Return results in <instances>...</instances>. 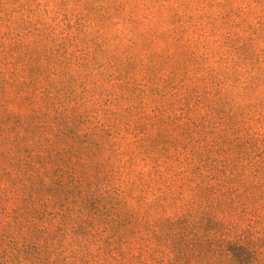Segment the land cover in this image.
<instances>
[{
  "label": "trees",
  "instance_id": "1",
  "mask_svg": "<svg viewBox=\"0 0 264 264\" xmlns=\"http://www.w3.org/2000/svg\"><path fill=\"white\" fill-rule=\"evenodd\" d=\"M37 7L49 13L42 1ZM67 15L66 24L55 15L38 17V165L25 174V185L0 169V233L10 256L4 261L0 253V264H264L263 113L253 116L257 125L241 123L233 106L243 91L200 92L188 83L192 68L171 66L169 59L152 62L148 79L136 81L130 74L135 57L117 54L106 36L89 37L85 21L74 26ZM15 48L8 41L3 58L13 67L3 82L18 89L24 80L17 77ZM242 56L234 64L243 69V85L264 88V50L245 48ZM195 66L202 79L225 81L222 69L199 57ZM108 83L109 93L125 99L131 93L122 89L131 85L140 108L150 90L169 104L183 99L186 106L193 97L206 112L192 120L177 114L163 126L159 106L154 117L127 102L94 119L78 110L82 100L73 89H108ZM10 96L5 90L0 105ZM11 116L4 111L2 117ZM5 129L0 122L2 137ZM3 156L13 162L10 153ZM19 195L37 203L23 208L13 201Z\"/></svg>",
  "mask_w": 264,
  "mask_h": 264
},
{
  "label": "rangeland",
  "instance_id": "2",
  "mask_svg": "<svg viewBox=\"0 0 264 264\" xmlns=\"http://www.w3.org/2000/svg\"><path fill=\"white\" fill-rule=\"evenodd\" d=\"M41 1L44 8L48 7V14L39 13L37 4ZM60 1L8 0L3 7L0 6V95H3L5 90L12 95V100L0 105V122L6 127L5 136L2 137L0 132V169H10L20 185L28 183L25 174H34L38 165L36 151L39 135L35 121L36 107L40 105L38 81L41 80V74L34 65L38 60L37 35L40 14L46 20H52L55 15V19L66 24L67 12V16L71 17L69 23L74 26L79 22L78 18H82L89 37L106 36L107 44L117 54L135 57V65L130 74L134 75L136 81L144 76L148 79L149 64L169 59L171 66L183 63L192 68L189 75L193 76L189 78L188 83L196 85L200 92L201 89L203 92H206L205 89L243 91L233 106L239 113L241 123L256 124L253 116L258 117L260 113L264 115V104L259 102L260 98L264 97V88L261 85H255L254 88L243 85V69L234 64L236 58L243 57L242 50L245 48L259 52L264 50V0H63V4ZM118 5L119 8H116ZM85 29L77 26L76 33L86 38ZM10 40L16 43L14 52L18 57L15 66L19 72L17 77L24 80L18 89H14L15 86L9 83L4 86L3 82V79L8 77L7 70L13 67L7 65L3 58ZM50 43L51 41L48 45ZM197 57L206 67L224 71L223 84L209 76L204 79L199 77L204 73L203 70H195ZM249 58L250 55H245L244 63H247ZM128 81L130 84L131 80ZM148 81L147 89H153L157 76L149 77ZM111 86V83H108V89H73V95L82 100L81 105H77L78 110H86L94 119L96 116H108L110 110L117 109L127 102L141 113L154 117L158 113L154 107L159 106L160 113L157 115L164 121L163 126H168L177 114H181V120H192L199 119L200 114L206 112V105H196L193 97H189L186 106H183V99L169 104L168 99H163L150 90L145 99L147 106L140 108L136 102L139 99L135 92L133 93L131 85L129 89H122L128 94L131 93L130 98L126 99L118 97L115 92L109 93L107 90ZM89 87L91 88L92 84ZM253 98H256L254 103H250ZM4 111L12 112L13 116L4 120ZM134 118L131 113L130 121H134ZM211 118L213 117H208ZM226 123H232V120ZM127 134L129 137L133 136L131 133ZM4 151L10 153L13 162L9 163L3 156ZM40 170L43 171V168ZM33 197L37 198V195L34 194ZM13 201L23 208L37 203V200L30 201L24 195L15 196ZM6 240L0 233V253L3 254L4 261H9Z\"/></svg>",
  "mask_w": 264,
  "mask_h": 264
}]
</instances>
